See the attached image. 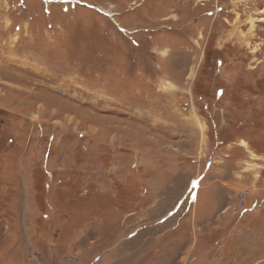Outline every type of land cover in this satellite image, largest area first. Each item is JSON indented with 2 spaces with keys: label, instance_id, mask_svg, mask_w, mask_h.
Listing matches in <instances>:
<instances>
[{
  "label": "rangeland",
  "instance_id": "rangeland-1",
  "mask_svg": "<svg viewBox=\"0 0 264 264\" xmlns=\"http://www.w3.org/2000/svg\"><path fill=\"white\" fill-rule=\"evenodd\" d=\"M0 264H264V0H0Z\"/></svg>",
  "mask_w": 264,
  "mask_h": 264
},
{
  "label": "built area",
  "instance_id": "built-area-1",
  "mask_svg": "<svg viewBox=\"0 0 264 264\" xmlns=\"http://www.w3.org/2000/svg\"><path fill=\"white\" fill-rule=\"evenodd\" d=\"M243 196H244V194H243ZM238 206H239L240 209L244 208V206H242V204L240 202L238 203Z\"/></svg>",
  "mask_w": 264,
  "mask_h": 264
}]
</instances>
